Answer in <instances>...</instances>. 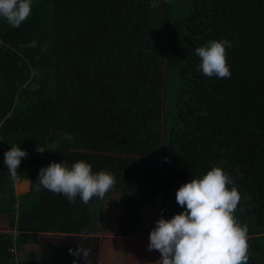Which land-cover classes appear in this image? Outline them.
<instances>
[{
	"label": "trees",
	"instance_id": "16d2710c",
	"mask_svg": "<svg viewBox=\"0 0 264 264\" xmlns=\"http://www.w3.org/2000/svg\"><path fill=\"white\" fill-rule=\"evenodd\" d=\"M153 3L32 0L19 28L0 17V264H157L156 221L217 166L241 195L248 264H264V0ZM225 39L230 78L204 75L195 49ZM13 145L28 153L15 181ZM80 160L114 175L103 199L36 190L41 168ZM25 244L38 250L19 259Z\"/></svg>",
	"mask_w": 264,
	"mask_h": 264
},
{
	"label": "clouds",
	"instance_id": "9594fccd",
	"mask_svg": "<svg viewBox=\"0 0 264 264\" xmlns=\"http://www.w3.org/2000/svg\"><path fill=\"white\" fill-rule=\"evenodd\" d=\"M159 0L151 5L157 7ZM32 13V0H0V17L13 28H19ZM29 47H35L32 41ZM228 40H213L197 47L199 68L208 77L230 78L227 60ZM28 153L20 145H13L4 153V163L12 180ZM115 177L108 171L93 172L86 161H76L71 167L52 162L39 170L36 190L41 186L53 193L63 194L74 203L79 196L83 203L93 197L103 199L115 185ZM221 167L211 168L201 178H193L176 191V201L185 210L171 219L161 217L150 233L149 250L161 254L157 264H248V228L235 217L241 200L238 188ZM90 249L79 244L69 253L87 260ZM73 264H77L74 261Z\"/></svg>",
	"mask_w": 264,
	"mask_h": 264
},
{
	"label": "rangeland",
	"instance_id": "374dc122",
	"mask_svg": "<svg viewBox=\"0 0 264 264\" xmlns=\"http://www.w3.org/2000/svg\"><path fill=\"white\" fill-rule=\"evenodd\" d=\"M25 191L24 189H18V194H21L20 192ZM38 250V246L37 245H33V244H25L23 246V252L19 253L17 256L19 259H21L22 257L28 256V254H30L32 251H36Z\"/></svg>",
	"mask_w": 264,
	"mask_h": 264
},
{
	"label": "crops",
	"instance_id": "0c3cea01",
	"mask_svg": "<svg viewBox=\"0 0 264 264\" xmlns=\"http://www.w3.org/2000/svg\"><path fill=\"white\" fill-rule=\"evenodd\" d=\"M16 193H18V189H24L25 191H22L20 193H24L29 189V181L28 179H21L15 183Z\"/></svg>",
	"mask_w": 264,
	"mask_h": 264
},
{
	"label": "built area",
	"instance_id": "2783aa9c",
	"mask_svg": "<svg viewBox=\"0 0 264 264\" xmlns=\"http://www.w3.org/2000/svg\"><path fill=\"white\" fill-rule=\"evenodd\" d=\"M13 249H10V251H12Z\"/></svg>",
	"mask_w": 264,
	"mask_h": 264
}]
</instances>
